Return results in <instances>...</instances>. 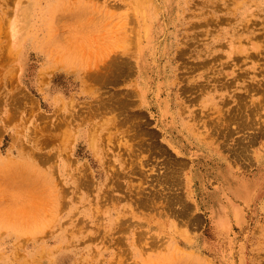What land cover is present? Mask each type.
Wrapping results in <instances>:
<instances>
[{"label": "rangeland", "instance_id": "1", "mask_svg": "<svg viewBox=\"0 0 264 264\" xmlns=\"http://www.w3.org/2000/svg\"><path fill=\"white\" fill-rule=\"evenodd\" d=\"M205 1L0 0V264H264V0ZM224 165L263 179L229 231Z\"/></svg>", "mask_w": 264, "mask_h": 264}, {"label": "bare ground", "instance_id": "2", "mask_svg": "<svg viewBox=\"0 0 264 264\" xmlns=\"http://www.w3.org/2000/svg\"><path fill=\"white\" fill-rule=\"evenodd\" d=\"M93 1V0H92ZM159 1V0H158ZM161 1V0H160ZM167 1L168 0H163V2H164V4H165V6H167L168 5V3H167ZM205 1V0H204ZM150 2V1H149ZM202 2V1H201ZM206 2V1H205ZM208 2V1H207ZM167 3V4H166ZM213 3V2H212ZM196 4H198V3H196ZM195 4V5H196ZM201 4V3H200ZM207 4V3H206ZM95 5V4H94ZM126 5V4H125ZM125 5H124V7H125ZM128 5V4H127ZM126 5V6H127ZM142 5H144V4H142ZM203 5V4H202ZM208 5V4H207ZM212 5V4H211ZM214 5V4H213ZM129 7H130V4L128 5ZM138 6V5H137ZM160 6V5H159ZM210 5H208V7H209ZM215 6H217V5H215ZM214 6V7H215ZM48 7V6H47ZM88 7V6H87ZM86 7V8H87ZM106 7V6H105ZM183 7V6H182ZM203 7V6H202ZM204 7H206V5L204 6ZM211 7V6H210ZM213 7V8H214ZM107 8V7H106ZM121 8V7H120ZM133 8V7H132ZM136 8V7H135ZM160 8V7H159ZM166 9H167V11H169V7L167 6V7H165ZM127 9V8H126ZM142 9H144L145 10V8H142ZM216 9V8H215ZM102 10V9H101ZM128 10V9H127ZM165 10V9H164ZM52 11H53V9H52ZM79 11V10H78ZM105 11V10H104ZM122 11V10H121ZM48 12V11H47ZM50 12V11H49ZM60 12V11H59ZM53 13V12H52ZM61 13V12H60ZM76 13V12H75ZM74 13V14H75ZM84 13V12H83ZM88 13V12H87ZM129 13H130V11H129ZM143 13H145L144 11H143ZM142 13V14H143ZM25 14H27V12L25 13ZM24 14V12H16V15L19 17V19L16 21V22H14L13 23V27H14V30H16V31H19L20 29H21V27H22V25H23V21H20V19H22L23 20V17L22 16H24L25 15ZM48 14V13H47ZM46 14V15H47ZM56 14H59V13H56ZM67 14H69V13H67ZM74 14L72 13V15H73V17H74ZM121 14V13H120ZM128 14V13H127ZM141 14V15H142ZM44 15V14H43ZM61 15H63L62 13H61ZM60 15V16H61ZM65 15V14H64ZM63 15V18H65V16ZM78 15V14H77ZM76 14H75V16H77ZM81 15H82V13H81ZM84 15H85V13H84ZM132 15V14H131ZM68 16V15H67ZM69 16H70V14H69ZM79 16V15H78ZM122 16V15H121ZM140 16V15H139ZM143 16H145V14L143 15ZM148 16V15H147ZM44 17V16H43ZM55 17V16H54ZM58 17V16H57ZM72 17V16H71ZM123 17V16H122ZM121 17V19H123ZM126 17V16H125ZM128 17H129V15H128ZM132 17V16H131ZM142 17V16H141ZM146 17V16H145ZM42 18V17H41ZM62 18V17H61ZM50 19V18H49ZM57 19V18H56ZM76 19V18H75ZM82 19H83V17H82ZM118 19V18H117ZM120 19V18H119ZM118 19V20H119ZM132 19V18H131ZM148 19V18H147ZM61 20V19H60ZM135 20V19H134ZM134 20L132 21V22H134ZM137 20V19H136ZM136 20H135V22H136ZM140 20H142V19H140ZM214 20V19H213ZM213 20H210V19H208L206 22H205V25H209V24H215L214 22H218L219 20L218 19H216L215 18V20L213 21ZM65 21H67V20H65ZM138 21V20H137ZM201 22V21H200ZM219 23V25H220V23H221V21L220 22H218ZM139 24H141V23H139ZM147 28H148V25L146 26ZM146 28V29H147ZM44 29V28H43ZM146 32V31H145ZM135 34V33H134ZM43 35H44V33H43ZM73 35H75V34H73ZM156 35V33L154 32V33H152V36H150L149 37V40H154V36ZM49 37H50V35H49ZM76 37V36H75ZM42 38H43V36H42ZM122 38V37H121ZM46 39V38H45ZM41 40V39H40ZM133 40V39H132ZM45 41V40H44ZM47 41V40H46ZM45 41V42H46ZM131 42H134V41H131ZM37 43V42H36ZM40 43V42H39ZM38 43V44H39ZM51 43V42H50ZM49 43V44H50ZM46 44V43H45ZM131 44V43H130ZM43 45V44H42ZM48 45V44H47ZM56 45V44H55ZM73 45V44H72ZM93 45V44H92ZM123 45V44H122ZM151 45H152V47H154V45H153V42H151ZM171 46V44L170 43H168V42H166L165 44H164V47H163V50H165V52L167 51V52H169V50H170V47ZM235 46V45H234ZM70 47H71V45H70ZM78 47V46H77ZM122 47V46H121ZM113 48V47H112ZM123 48V47H122ZM184 49V48H183ZM109 50V49H108ZM112 50V49H111ZM182 50V49H181ZM122 51V50H121ZM180 51V50H179ZM235 51V50H234ZM61 52V51H60ZM106 52V51H105ZM147 52H151V51H148L146 48H143V49H141V53H140V59H142L143 58V56L147 53ZM247 52V51H246ZM107 54H108V52H106ZM181 53H183V52H181ZM103 54V53H102ZM226 56V55H225ZM96 57V56H95ZM217 57V56H216ZM215 57V58H216ZM65 58V57H64ZM70 58V57H69ZM96 60H97V58H95ZM94 59V60H95ZM66 60H68L67 58H66ZM95 60V61H96ZM68 61H70V60H68ZM232 61V60H231ZM205 62H208L207 60L205 61ZM204 62V63H205ZM66 63H67V61H66ZM74 63V62H73ZM90 63V62H89ZM99 63V62H98ZM98 63H95V64H98ZM95 64H93V65H95ZM67 65H68V63H67ZM111 65V64H110ZM69 66V65H68ZM75 66V65H74ZM99 66V65H98ZM141 66H142V72L144 73V74H149L150 73V71H151V65H150V63L148 62V58L146 59V60H144L143 62H141ZM71 67H72V65H71ZM77 67V66H76ZM79 67H80V65H79ZM122 68H124L123 66H122ZM84 70V69H83ZM110 71V70H109ZM78 72V71H77ZM80 72V71H79ZM81 73V72H80ZM118 73H120V72H118ZM122 73V72H121ZM84 74V73H83ZM85 75V74H84ZM94 75V74H93ZM95 77L96 78H99V76H97V75H95ZM178 78V77H177ZM100 79H104V81H106L105 80V78H100ZM110 79V78H109ZM148 81H149V78L146 76L145 77V84L147 85L148 84ZM165 81H166V79H165ZM98 82H99V80H98ZM101 83V82H100ZM168 83V82H167ZM102 84H103V82H102ZM185 90V89H184ZM181 94V93H180ZM183 98V97H182ZM185 98V97H184ZM184 100V99H183ZM157 102V101H156ZM185 102V101H184ZM181 103V102H180ZM183 103V102H182ZM64 104V103H63ZM143 104V103H142ZM147 104V103H146ZM184 104H186V103H184ZM158 105H159V108H160V113H161V117H162V121L161 122H163V124L165 125V126H169V127H172V128H175V127H178L179 129H190V126L191 125H188L189 123H187V121L184 119V118H182L181 117V115L179 114V110H178V105L176 104V103H173V101H172V99L170 98V97H166V98H162V99H159L158 100ZM211 105V104H210ZM159 113V114H160ZM182 115H185V114H182ZM106 116V115H105ZM247 116V115H246ZM40 117V116H39ZM109 118L111 117V116H108ZM107 117V118H108ZM118 117V116H117ZM123 119V118H122ZM114 120V119H113ZM103 122V121H102ZM123 122V121H122ZM124 123V122H123ZM191 123V122H190ZM125 124V123H124ZM246 124V123H245ZM121 126H122V124H120ZM247 125V124H246ZM117 126H119V124L117 125ZM175 126V127H174ZM246 127H248V126H246ZM193 129V128H192ZM198 129V128H197ZM178 130V129H177ZM189 131V130H188ZM199 132V131H198ZM165 133V132H164ZM192 133V132H191ZM262 133H264V132H262ZM73 134V133H72ZM193 134V133H192ZM197 133H195V135H196ZM65 136H66V133L64 134ZM195 135H194V137H195ZM198 135V134H197ZM106 136V135H105ZM187 136V135H186ZM189 136V135H188ZM187 136V137H188ZM194 137H191L192 139L194 138ZM106 138H107V136H106ZM191 138L190 137H188V139L191 141ZM200 138V137H199ZM74 139V138H73ZM64 142V141H63ZM72 142V141H71ZM97 142V141H96ZM176 142V141H175ZM180 143V142H179ZM67 144V143H66ZM70 144V143H69ZM174 144V143H173ZM176 146V145H175ZM58 147H59V145H58ZM180 148H181V145H180ZM262 149H263V151H261L259 154H258V159L260 160L261 159V161H263L264 160V146L262 147ZM178 150V149H177ZM179 151V150H178ZM180 152V151H179ZM141 167H143V166H141ZM263 169H264V167H263ZM263 173H264V170H263ZM216 174L222 179V181H223V188H224V190L226 191V192H230L231 194H232V199L234 200V202L232 201V203L230 204L231 206H233L234 208H228V207H225V209H224V211L223 210H219V219H221V221H222V223H221V226H222V228H224V230H226V231H229L230 230V226H229V223H230V221L229 220H231V219H235V220H240V223L242 222V210L243 209H241V207L243 206V204L245 203V204H247V205H251V203H253V201H254V196H253V194H252V192H253V189H251L248 185H251V184H255V186H257V185H259L260 184V182L259 181H263V179H256L255 180V182L254 183H251V182H248V181H245V179L244 178H242V177H239L234 171H231V168L229 167V166H227V165H224L223 167H220L217 171H216ZM263 177H264V174H263ZM190 182V181H189ZM238 200L239 201V203H236V200ZM241 209V210H240ZM220 226V225H219ZM221 228V229H222Z\"/></svg>", "mask_w": 264, "mask_h": 264}, {"label": "crops", "instance_id": "3", "mask_svg": "<svg viewBox=\"0 0 264 264\" xmlns=\"http://www.w3.org/2000/svg\"><path fill=\"white\" fill-rule=\"evenodd\" d=\"M47 2V0H46ZM179 110V109H178ZM179 114H180V110H179ZM181 115V114H180ZM182 117V115H181ZM183 118V117H182ZM186 120V119H185ZM175 127V126H174ZM178 129V130H177ZM189 130V131H188ZM152 131H155L159 136H165V139H167L166 141V145L170 148V149H174V150H177L180 148V145H181V148H185L186 145L184 142L187 141L189 143V139L186 135H189L192 137V133H191V130L190 129H179L178 127H175V128H172V127H169V126H165L163 123H162V126H158V127H154L152 129ZM165 132V133H164ZM179 138V139H178ZM183 140V142L180 141ZM189 140V141H188ZM176 141V142H175ZM180 142V143H179ZM192 142V141H190ZM174 143V144H173ZM176 145V146H175ZM188 147H192V146H188ZM185 158V157H184Z\"/></svg>", "mask_w": 264, "mask_h": 264}]
</instances>
